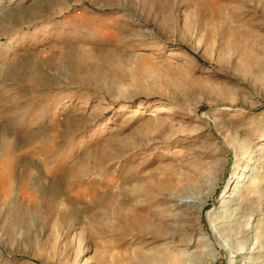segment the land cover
<instances>
[{
    "label": "rangeland",
    "instance_id": "374dc122",
    "mask_svg": "<svg viewBox=\"0 0 264 264\" xmlns=\"http://www.w3.org/2000/svg\"><path fill=\"white\" fill-rule=\"evenodd\" d=\"M262 137L264 0L0 2V264H117L142 246L120 216L183 213L169 194L209 195L176 228L211 233L228 179L264 172Z\"/></svg>",
    "mask_w": 264,
    "mask_h": 264
},
{
    "label": "bare ground",
    "instance_id": "6f19581e",
    "mask_svg": "<svg viewBox=\"0 0 264 264\" xmlns=\"http://www.w3.org/2000/svg\"><path fill=\"white\" fill-rule=\"evenodd\" d=\"M148 105L149 103L141 106L147 107ZM121 109L123 108L121 107ZM226 109L233 110V107L227 106ZM155 111L167 112L168 109L166 106L159 104ZM245 149L248 151V148ZM240 157L245 158V155ZM238 162H241V160ZM240 169L246 171V173L242 176V172L236 171L238 173L235 175L236 180L231 182L230 178L228 179L224 190H222L219 205L207 211L206 216L211 233H205L200 226L201 230L199 229L200 231L197 232L199 235L196 236L195 233L194 238H191L185 236L176 228L178 226L189 227L192 231H195V224L201 223L200 213L205 208V203L209 197L207 194L200 197L194 196L195 198L193 197L192 200H183L181 204L177 201V196L185 195L169 194L168 198L174 201L171 207L176 209L183 206V213L170 215L164 213V216H158L156 219L150 220V217H145L151 214V212L147 213V210L150 209L153 201H149L145 206L140 205L137 207L147 213L144 216L133 213L130 219L126 214H122L120 216V230L125 228L124 222L129 220L135 227L134 235L139 239L142 246L130 253L121 252L117 254V264H212L221 250L240 252L245 248L244 257L248 261H244L242 264H264V222L261 218H256L258 214L253 213L255 210L259 211L261 207L262 187L260 183L264 182V172L260 174L253 166L251 167V170L253 169L252 173L248 172L247 167H241ZM240 179L245 180L242 182L243 184L239 182ZM204 180L210 181L207 177ZM46 191L49 192V203L47 202L45 210L51 212L54 197L60 192V184L56 185L54 183L51 189L48 188ZM165 207L160 206L158 209L163 211ZM168 219L181 221L182 223L174 222L172 224L168 222ZM258 221L261 222L259 232L255 231ZM171 227L174 230L171 231ZM248 233H250L249 236ZM162 238H169L174 243H180L183 246L180 251L173 252L169 248L157 244L156 241ZM124 244L123 239L118 240L119 246ZM248 245L252 247L247 248Z\"/></svg>",
    "mask_w": 264,
    "mask_h": 264
}]
</instances>
